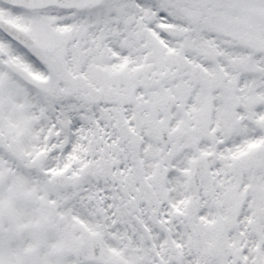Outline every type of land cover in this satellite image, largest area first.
Instances as JSON below:
<instances>
[{
	"label": "snow or ice",
	"instance_id": "1",
	"mask_svg": "<svg viewBox=\"0 0 264 264\" xmlns=\"http://www.w3.org/2000/svg\"><path fill=\"white\" fill-rule=\"evenodd\" d=\"M0 264H264V0H0Z\"/></svg>",
	"mask_w": 264,
	"mask_h": 264
}]
</instances>
